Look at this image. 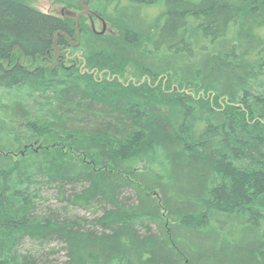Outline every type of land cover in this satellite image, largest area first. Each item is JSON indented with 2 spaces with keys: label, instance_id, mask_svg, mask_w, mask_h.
<instances>
[{
  "label": "trees",
  "instance_id": "1",
  "mask_svg": "<svg viewBox=\"0 0 264 264\" xmlns=\"http://www.w3.org/2000/svg\"><path fill=\"white\" fill-rule=\"evenodd\" d=\"M122 1H88L124 28L80 22L74 46L75 17L0 0V264H48L27 238L63 244L60 264H264V92L228 51L250 28L264 75V0H126L162 3L145 29ZM125 62L144 79L124 81ZM42 186L67 214L104 213L38 215Z\"/></svg>",
  "mask_w": 264,
  "mask_h": 264
},
{
  "label": "rangeland",
  "instance_id": "2",
  "mask_svg": "<svg viewBox=\"0 0 264 264\" xmlns=\"http://www.w3.org/2000/svg\"><path fill=\"white\" fill-rule=\"evenodd\" d=\"M24 3L31 5L32 7L47 13V14H54V15H58V16H65L66 14H74V11L71 10L70 8L68 9V7H66L65 5L61 4V3H56L53 0H21ZM99 2V0H97ZM93 2V6H96ZM124 7V14L125 15H129V17L136 18V20H139L142 24L141 28H154L156 26H158L161 21L159 19V17L162 15L163 13V5L162 3H159L157 6H153V7H141L138 8L137 6H131L128 5V3L125 1H122L121 3V7ZM89 8L91 9V7L89 6ZM93 9H91L92 11ZM94 13V10H93ZM97 14V13H96ZM95 13L92 15H83L82 18H80V22H82L83 24H85L86 26H90V24L93 22L94 23V28H92L93 30L95 29L97 32H101L103 31V25L104 22L106 24V31L105 34L107 33H114V34H119L120 33V28H124L122 25H116L114 24L115 22L112 21H104L103 19H95V22L93 20ZM123 15V14H121ZM142 16L141 17H139ZM71 16V15H70ZM75 17V16H73ZM75 19V18H74ZM120 20H122V18H119ZM92 21V22H91ZM135 22V21H133ZM251 22V21H250ZM248 22V23H250ZM254 21L250 24H247V27L253 26ZM118 24V23H117ZM157 24V25H156ZM80 26V25H79ZM260 29V30H258ZM91 30V29H90ZM250 28H245L242 36L238 37V33L240 32V28L236 27L232 30V33L229 36V40H230V44L228 47V51H232L231 54L234 52V55L236 56L237 60H240L241 57H244L246 59H250L252 60V57L245 54V51H247L246 49H248V47L253 46L254 42L252 41V38L250 34H248ZM257 31V32H256ZM256 31H254V33L260 36L263 35L264 33V27L261 28H257ZM252 41V42H251ZM247 43V44H246ZM250 43V44H248ZM61 51V50H60ZM57 51L56 52H60ZM68 55H70V61L72 58V55L69 53ZM60 56V54H58V57ZM74 57H76L74 55ZM69 58V57H68ZM243 58V59H244ZM235 59V58H234ZM246 59H244V61L246 62V64L248 65L245 73L250 72L252 73V78H250L248 80V82L250 84H253V86L256 87V89H258L261 92H264V86H259V84L264 83V75L262 73V71L258 70L255 66L253 67L252 65V61H247ZM254 62V61H253ZM79 65H82L81 63H78ZM85 64V63H83ZM134 63L131 62H125V69H124V73L122 74V79L124 81H132V82H140L144 79V77L139 75V68L135 65ZM252 65V67H251ZM84 67V65H83ZM179 84L177 83L176 86H178ZM174 86V85H173ZM175 87V86H174ZM188 89V92H191L193 94H200L203 95V91L201 90V88L199 87H189L186 88ZM42 190H40V198H39V202L37 205V209H36V213L38 215H46L47 213H51L54 212L55 215H57L59 213V218L60 219H64L65 217L69 216H75L78 217L79 216H85L86 219L88 220H93L94 218H98L99 216L103 215V211H101L100 209L98 210H91V211H85L82 210L80 208H70L68 210V214L66 211L62 210L63 208V204L62 202L59 201L58 199V192L57 189L55 187H47V186H42L41 187ZM57 212V213H56ZM64 245L58 242H53L52 244H39L36 241H32L31 239H25L21 242L20 244V252L24 255H31L33 256L35 259H37L39 262H43V263H48V264H60L62 263L65 258H66V251L64 249Z\"/></svg>",
  "mask_w": 264,
  "mask_h": 264
},
{
  "label": "water",
  "instance_id": "3",
  "mask_svg": "<svg viewBox=\"0 0 264 264\" xmlns=\"http://www.w3.org/2000/svg\"><path fill=\"white\" fill-rule=\"evenodd\" d=\"M88 1H90V0H84L83 1V3H82L83 10L79 14H77V15L76 14L74 15V14H71V13L68 14V15H71V16H75V18H76V28H77V33H78V43H74V46H77L80 43V35H81V32H80V26L79 25H80V18H81V16L94 14L91 11V9L89 8V5L87 4ZM103 28L104 29L101 32H97L95 29H94V32L103 35V34H105V31H106V24H105V22H104ZM55 44H57V43L55 42ZM56 50L57 51H60L61 48L59 46H57Z\"/></svg>",
  "mask_w": 264,
  "mask_h": 264
},
{
  "label": "flooded vegetation",
  "instance_id": "4",
  "mask_svg": "<svg viewBox=\"0 0 264 264\" xmlns=\"http://www.w3.org/2000/svg\"><path fill=\"white\" fill-rule=\"evenodd\" d=\"M92 12H93V11H92ZM94 13H95V12H94ZM90 15H91V14H90ZM139 17L142 18V16H140V15H139ZM95 19H96V20H98V19L101 20L102 18H101L98 14L95 13V15H94V17H93L94 22H95ZM91 22H92V21H91ZM90 26H91V28H94V23L92 22V23L90 24ZM69 51H70V50H69Z\"/></svg>",
  "mask_w": 264,
  "mask_h": 264
}]
</instances>
